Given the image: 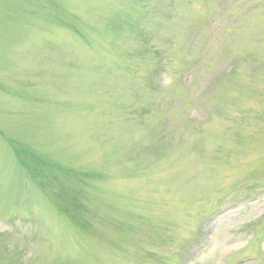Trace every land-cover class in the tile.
<instances>
[{
	"label": "rangeland",
	"instance_id": "obj_1",
	"mask_svg": "<svg viewBox=\"0 0 264 264\" xmlns=\"http://www.w3.org/2000/svg\"><path fill=\"white\" fill-rule=\"evenodd\" d=\"M0 264H264V0H0Z\"/></svg>",
	"mask_w": 264,
	"mask_h": 264
}]
</instances>
